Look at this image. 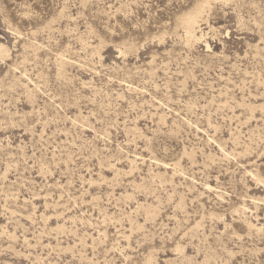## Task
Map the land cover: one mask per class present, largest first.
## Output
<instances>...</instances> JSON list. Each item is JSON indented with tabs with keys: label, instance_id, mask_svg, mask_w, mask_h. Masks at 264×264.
<instances>
[{
	"label": "rangeland",
	"instance_id": "374dc122",
	"mask_svg": "<svg viewBox=\"0 0 264 264\" xmlns=\"http://www.w3.org/2000/svg\"><path fill=\"white\" fill-rule=\"evenodd\" d=\"M0 264H264V0H0Z\"/></svg>",
	"mask_w": 264,
	"mask_h": 264
},
{
	"label": "bare ground",
	"instance_id": "6f19581e",
	"mask_svg": "<svg viewBox=\"0 0 264 264\" xmlns=\"http://www.w3.org/2000/svg\"><path fill=\"white\" fill-rule=\"evenodd\" d=\"M197 11H199V12L197 13ZM197 11L195 12V14L189 15L187 17V19L185 20L184 26H185V29L187 30V33L193 32L194 25L196 24L197 14L200 13L201 9H199Z\"/></svg>",
	"mask_w": 264,
	"mask_h": 264
}]
</instances>
